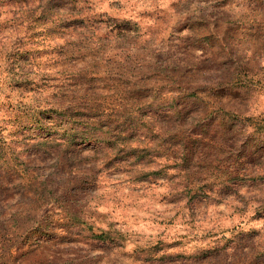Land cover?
<instances>
[{"label": "rangeland", "instance_id": "rangeland-1", "mask_svg": "<svg viewBox=\"0 0 264 264\" xmlns=\"http://www.w3.org/2000/svg\"><path fill=\"white\" fill-rule=\"evenodd\" d=\"M0 264H264V0H0Z\"/></svg>", "mask_w": 264, "mask_h": 264}, {"label": "trees", "instance_id": "trees-1", "mask_svg": "<svg viewBox=\"0 0 264 264\" xmlns=\"http://www.w3.org/2000/svg\"><path fill=\"white\" fill-rule=\"evenodd\" d=\"M158 172H160V171H158Z\"/></svg>", "mask_w": 264, "mask_h": 264}]
</instances>
